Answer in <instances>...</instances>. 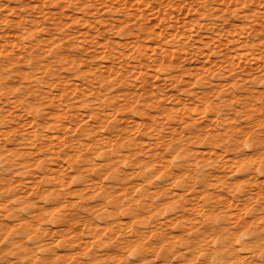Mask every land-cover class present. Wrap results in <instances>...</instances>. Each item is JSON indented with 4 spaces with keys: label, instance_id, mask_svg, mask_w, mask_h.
I'll use <instances>...</instances> for the list:
<instances>
[{
    "label": "rangeland",
    "instance_id": "rangeland-1",
    "mask_svg": "<svg viewBox=\"0 0 264 264\" xmlns=\"http://www.w3.org/2000/svg\"><path fill=\"white\" fill-rule=\"evenodd\" d=\"M0 264H264V0H0Z\"/></svg>",
    "mask_w": 264,
    "mask_h": 264
}]
</instances>
